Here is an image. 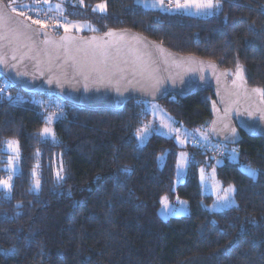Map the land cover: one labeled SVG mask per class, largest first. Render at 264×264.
Returning a JSON list of instances; mask_svg holds the SVG:
<instances>
[{
	"label": "trees",
	"instance_id": "16d2710c",
	"mask_svg": "<svg viewBox=\"0 0 264 264\" xmlns=\"http://www.w3.org/2000/svg\"><path fill=\"white\" fill-rule=\"evenodd\" d=\"M4 1L14 12L53 6L51 12L67 22L93 25L84 35L140 31L224 68L239 65L251 85L264 89V0H222V10L209 16L146 7L140 0ZM102 3L105 10H97ZM47 28L56 35L66 31ZM0 80L5 87L0 178L6 175V141L17 140L21 153L11 192L0 188V264H264V137L215 146L205 133L212 120V90L159 101L198 134L199 142L183 147L158 133L139 143L137 129L150 114L147 101L135 99L118 110L90 109L58 94L25 92L1 73ZM54 97L64 105L52 140L41 135L51 111L40 102ZM224 145L239 153L237 162L226 155L217 167L219 178L235 185L237 204L211 211L207 205L213 197L203 191L199 168L224 156ZM182 149L190 160L185 180L177 184ZM240 165L256 168L257 176ZM165 196L168 202L186 200L190 212L162 217Z\"/></svg>",
	"mask_w": 264,
	"mask_h": 264
},
{
	"label": "water",
	"instance_id": "95a60500",
	"mask_svg": "<svg viewBox=\"0 0 264 264\" xmlns=\"http://www.w3.org/2000/svg\"><path fill=\"white\" fill-rule=\"evenodd\" d=\"M0 15L12 18L10 25H0V73L25 92H49L82 107L118 110L135 99L157 102L171 94L184 99L212 90L208 132L213 141L238 145L245 136L264 137V94L253 91L260 87L249 83L242 68L175 51L130 28L56 35L12 11L4 0ZM17 27L18 34L9 30ZM92 67L98 71L90 72ZM149 74L160 83L153 86Z\"/></svg>",
	"mask_w": 264,
	"mask_h": 264
},
{
	"label": "rangeland",
	"instance_id": "374dc122",
	"mask_svg": "<svg viewBox=\"0 0 264 264\" xmlns=\"http://www.w3.org/2000/svg\"><path fill=\"white\" fill-rule=\"evenodd\" d=\"M140 2L143 3L146 7H151L153 0H140ZM100 5H105V4L102 3ZM167 7H168L167 2L165 1V8L164 9H162L160 7H155V8L166 10ZM50 8L53 9V6L49 7V9H47V10L43 9L40 11L43 12L44 14H48L52 18H54L55 22L57 23V25H55V26L66 27L65 28L66 31H72L74 33L81 35L84 33V31H86V30L89 31L90 28H92L91 26H93L87 22H80V21H69V22H67V21L63 20L62 18L56 16L54 14V12H51L52 10ZM151 8H153V7H151ZM173 8H174V6H173ZM96 9L101 11L98 7H96ZM167 11H169V10H167ZM171 11L187 13V14H191V15H195V16L213 15V14L204 15L203 13L196 14L194 9L189 10L187 12L176 11V10H171ZM49 27H52V26L50 25ZM52 100H59V102L62 104V110H63L64 102L62 100L54 97L49 101H52ZM147 102L148 103L146 105V109L150 114L148 115V118L144 121V123L141 127L148 125V126H150L152 131H150L142 139H138L140 144H145L147 142V140L149 139V137L154 133L162 134V135H165L168 137H173L178 142V144L180 146H183V147L185 146V144L190 143V142H199L200 138H199L198 134H196L194 132V130H191V129L183 126V125H180L177 122V120L164 108V106L159 101H157V102L156 101H154V102L147 101ZM151 105H156L155 111H153V109L151 108ZM45 107H48V109H50L51 113L53 111H55L57 115L60 114V112H61L60 110H57L53 107H49L48 105L47 106L45 105ZM55 119L56 118L54 117L51 122H48L44 125V127L47 126V127L52 128L54 130V133H55V128H54V120ZM162 124H167V125H169V127H163ZM169 129H172V131H170ZM176 129H179L178 133L175 131ZM207 132H208V130L205 131V133H207ZM186 133H187V135H186ZM208 134H209V132H208ZM177 135L180 137L179 140L176 139ZM43 138L52 139L50 136L49 137H43ZM15 141H17V140H15ZM213 143L215 146L222 145L221 143H218L215 141H213ZM18 147H19V143H18ZM223 148H224V150L226 149L225 145ZM5 149L8 153V157L10 155L16 157V153H13L10 149H8L7 144H6ZM226 150H227L226 154L224 153V156H216L215 162L212 163L210 166L203 165V166H200V168H199L200 183L202 185L203 191H204V193L211 194L213 197L212 201L207 205V208L210 209L211 211H220V210L230 208V207H222L221 203L218 202V197L223 196L224 191L226 189H228L229 187H232L234 189V191L229 194L231 196V198L234 200V204L232 206H235L237 204V201L235 199V192H236L235 185L233 183L225 184L219 178L218 172H217V167L224 162L226 155L230 159V161L237 162L239 160V157H238L239 153L235 148L226 149ZM233 150H235V151H233ZM227 152H228V154H227ZM181 153L185 154L183 158H181ZM217 155H219V154H217ZM20 156H21V153H20V147H19V155L15 160V169L14 170L9 168L8 162L6 164V175L4 176V178H7L9 175H12V180H11L12 185H13V180H14L15 175L20 171ZM189 160H190L189 152L185 149L180 150L179 155H178V162L180 163L181 166L178 167V162H177V179H176L177 184H179L185 180L187 170H188ZM240 167L248 174L250 171H254L255 172L254 177H256L258 174V170L252 166L240 165ZM201 169H203V172H201ZM202 176H203V179L201 178ZM4 190H6V189H4ZM167 205H168L167 209H165L164 205L159 209V214L164 218H167V217L172 216V215H183V214H187L190 212V207H189L188 202L186 200L180 198V197L175 198V200H172L171 202H168V200H167Z\"/></svg>",
	"mask_w": 264,
	"mask_h": 264
},
{
	"label": "snow or ice",
	"instance_id": "6c2138e0",
	"mask_svg": "<svg viewBox=\"0 0 264 264\" xmlns=\"http://www.w3.org/2000/svg\"><path fill=\"white\" fill-rule=\"evenodd\" d=\"M45 2H47V0H45ZM139 2V0H138ZM167 9L166 10H176V11H184L187 12L189 10H195L196 14H201L203 13L204 15H208V14H217L218 12H220L222 10V0H167ZM174 6V8H173ZM97 7L101 10L104 11L105 10V5H97ZM151 7L155 8V7H160L162 9L165 8V0H153ZM13 11H16V9L14 8ZM20 15H23V12L19 13ZM34 23H39V21H33ZM12 23V18L9 16H3L0 15V25H10ZM10 31H12L13 33H19V28H9ZM13 59H15V57H13ZM138 59H143V56H138ZM2 62V61H0ZM145 66H147V62L145 64ZM238 69H239V65H237ZM90 72H94V71H98L95 67H92L89 69ZM87 78V76L85 77ZM149 79L153 81V86H156L160 83L159 79L156 78L154 75L149 74ZM59 83V80L57 81ZM5 91V87H0V94H3V92ZM253 91L258 92V93H262L264 94V90L260 89V88H256L253 89ZM9 99H12L11 97H9ZM17 99H20L19 97H17ZM41 106H45L48 105L49 107H53L57 110H60L62 112V104L59 102V100H52V101H46V102H40ZM151 108L153 109V111H155L156 105H151ZM58 118L57 114L55 111H53L47 118H46V123L51 122L53 118ZM163 127H169V125L167 124H162ZM227 127V126H225ZM170 131H172V129H169ZM150 131H152V129L150 128V126L145 125L141 128L137 129L136 132V136L138 139H142L145 135H147ZM177 133L179 132V129L175 130ZM235 130L233 129V132ZM41 135L43 137H51L52 139H55V133L54 130L50 127L45 126L41 132ZM187 135V133H186ZM177 140L180 139V137L177 135L176 137ZM205 139H207V137H205ZM7 147L8 149H10L13 153H16V157L14 156H9L8 157V166L11 169H15V160L19 155V147H18V142L15 140H8L6 141ZM235 151V150H233ZM184 153H181V158L184 157ZM180 163L178 162V167H180ZM124 171H130L128 168H125ZM201 172H203V169H201ZM249 175L255 176V172L254 171H250ZM58 178L59 177V173H57ZM203 179V176L201 177ZM11 180H12V175H9L7 178H0V188L2 189H6L9 193L11 192L12 189V184H11ZM40 187V182L37 179L34 183V189L35 190H39ZM234 191V189L232 187H229L228 189H226L224 191V195L223 196H219L218 197V202L221 203L222 207H231L234 204V200L231 198V196L229 195L230 193H232ZM162 204L164 205L165 209H167L168 205H167V197H162Z\"/></svg>",
	"mask_w": 264,
	"mask_h": 264
},
{
	"label": "built area",
	"instance_id": "2783aa9c",
	"mask_svg": "<svg viewBox=\"0 0 264 264\" xmlns=\"http://www.w3.org/2000/svg\"><path fill=\"white\" fill-rule=\"evenodd\" d=\"M33 9L31 8H27L25 10V14L31 18V20L33 21H39V23L45 24L47 26L52 25V24H57L54 20V18H52L50 15L48 14H44V13H40L37 11H32ZM0 87H4V83L0 80Z\"/></svg>",
	"mask_w": 264,
	"mask_h": 264
},
{
	"label": "crops",
	"instance_id": "0c3cea01",
	"mask_svg": "<svg viewBox=\"0 0 264 264\" xmlns=\"http://www.w3.org/2000/svg\"><path fill=\"white\" fill-rule=\"evenodd\" d=\"M27 8H31V9H33L32 11H37V12H40V13H43V12H41V11H39V10H36V9H34V8H32V7H24V8H20L16 13H20V12H23L24 14L22 15V16H24V17H26L27 19H29L31 22H33V20H31V18H29L26 14H25V10L27 9ZM34 23V22H33ZM34 24H36V25H39V26H43V27H49V26H47V25H45V24H42V23H34ZM55 25H57V24H52L51 26H55Z\"/></svg>",
	"mask_w": 264,
	"mask_h": 264
}]
</instances>
